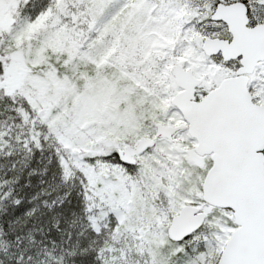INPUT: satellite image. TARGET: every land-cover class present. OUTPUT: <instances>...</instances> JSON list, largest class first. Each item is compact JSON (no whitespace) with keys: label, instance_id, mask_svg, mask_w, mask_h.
I'll return each mask as SVG.
<instances>
[{"label":"snow or ice","instance_id":"snow-or-ice-1","mask_svg":"<svg viewBox=\"0 0 264 264\" xmlns=\"http://www.w3.org/2000/svg\"><path fill=\"white\" fill-rule=\"evenodd\" d=\"M0 264H264V0H0Z\"/></svg>","mask_w":264,"mask_h":264}]
</instances>
